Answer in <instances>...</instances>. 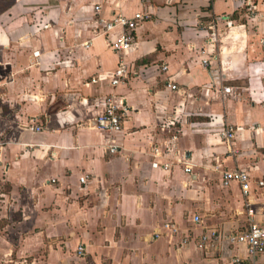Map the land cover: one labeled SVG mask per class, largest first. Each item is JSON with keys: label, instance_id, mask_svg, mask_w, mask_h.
Returning a JSON list of instances; mask_svg holds the SVG:
<instances>
[{"label": "crops", "instance_id": "obj_1", "mask_svg": "<svg viewBox=\"0 0 264 264\" xmlns=\"http://www.w3.org/2000/svg\"><path fill=\"white\" fill-rule=\"evenodd\" d=\"M135 13V44L113 50L105 24ZM107 96L118 131L92 127ZM263 177L264 0H0V264H231L243 246L196 239L249 210L264 223Z\"/></svg>", "mask_w": 264, "mask_h": 264}, {"label": "built area", "instance_id": "obj_2", "mask_svg": "<svg viewBox=\"0 0 264 264\" xmlns=\"http://www.w3.org/2000/svg\"><path fill=\"white\" fill-rule=\"evenodd\" d=\"M98 8L99 7L96 6V12L98 11ZM147 17L148 16L144 13H135L131 18L117 15L111 22L106 23L105 25L108 29L116 24H119L122 27L121 33L110 42V47L115 51L121 52L133 46L135 44V29L142 21L147 19ZM162 70H166L165 65L162 66ZM125 78V68L121 65L114 73L112 83L113 85H116ZM168 87L171 90H177V86L173 83H169ZM125 118L126 108L124 106H118L114 101L113 96H107L104 100V111L101 115L94 118L92 127L106 132L118 131L122 128ZM27 128L34 132H41L43 130L42 124H38L35 120H30ZM220 135L225 138V140L229 141L234 138V129L231 126H228L222 129ZM109 145L108 150L111 153L118 151L117 146L114 144ZM153 151L154 154L159 153L157 147H154ZM153 165L156 166L157 163H153ZM162 167L168 168L169 165L164 164ZM183 170L190 173L191 167L185 165ZM87 178L88 176L80 178V182L84 183ZM255 181L258 187L264 186V177ZM231 182H237L242 194L245 195L249 191L251 178L245 170L226 169L222 173L221 185L226 187ZM192 221L195 224H199L201 218L198 215H195L192 218ZM163 227L164 229L169 230L173 235L179 233V228L174 222H164ZM188 238L189 234H182L180 244H186ZM222 239H226L230 246H243L245 248L247 257L244 258L240 255H234L231 259V264H259L257 258L264 253V223L255 220L252 211L249 210L247 212V223L244 228L225 234L215 229L209 230L198 235L196 244L199 247H205L208 243H219ZM77 252L79 255H83L84 247L82 245L78 246Z\"/></svg>", "mask_w": 264, "mask_h": 264}, {"label": "rangeland", "instance_id": "obj_3", "mask_svg": "<svg viewBox=\"0 0 264 264\" xmlns=\"http://www.w3.org/2000/svg\"><path fill=\"white\" fill-rule=\"evenodd\" d=\"M136 252H138V251H136ZM85 263H86V264H90V262L87 261V260H85ZM137 264H139V262H137ZM169 264H173V263H169Z\"/></svg>", "mask_w": 264, "mask_h": 264}]
</instances>
